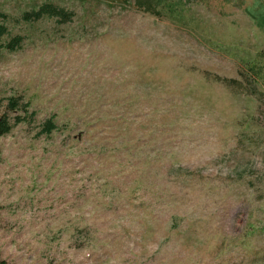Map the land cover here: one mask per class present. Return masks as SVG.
<instances>
[{
  "label": "rangeland",
  "instance_id": "1",
  "mask_svg": "<svg viewBox=\"0 0 264 264\" xmlns=\"http://www.w3.org/2000/svg\"><path fill=\"white\" fill-rule=\"evenodd\" d=\"M253 1L0 0V100L35 113L0 137V264H264Z\"/></svg>",
  "mask_w": 264,
  "mask_h": 264
},
{
  "label": "trees",
  "instance_id": "2",
  "mask_svg": "<svg viewBox=\"0 0 264 264\" xmlns=\"http://www.w3.org/2000/svg\"><path fill=\"white\" fill-rule=\"evenodd\" d=\"M137 7H142L146 12H154L157 6L167 5L171 0H132ZM179 2L182 0H178ZM248 17L254 24L264 31V3L262 0H254L250 8L246 9ZM73 14L61 7L44 3L36 9L22 14L25 22L38 21L43 17L61 20L63 23L71 21ZM23 37L13 35L5 24H0V57L4 52H15L22 47ZM35 113L30 112L29 102H24L21 96H9L0 100V137L10 133L19 124L34 119ZM27 118H29L27 120ZM57 129L54 118L44 121L41 125L39 135H50Z\"/></svg>",
  "mask_w": 264,
  "mask_h": 264
}]
</instances>
